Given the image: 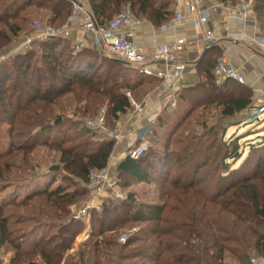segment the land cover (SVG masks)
I'll list each match as a JSON object with an SVG mask.
<instances>
[{
  "label": "trees",
  "instance_id": "16d2710c",
  "mask_svg": "<svg viewBox=\"0 0 264 264\" xmlns=\"http://www.w3.org/2000/svg\"><path fill=\"white\" fill-rule=\"evenodd\" d=\"M88 1L99 24H112L126 5L136 17L150 18L158 26L175 14L168 1ZM30 8L49 13L50 25H61L72 12L73 0H0V50L25 30L23 23L30 20L26 14ZM255 12L264 32V0H256ZM34 42H39L36 44L39 51L37 47L30 48L0 64V116L10 124L9 146L0 153V179L10 177L17 167L18 154L21 164L29 167V156L43 146L60 153V163L67 174L63 182L82 185L69 191L62 182L57 185L53 182L21 200L16 198L2 204L0 248L12 249V264H62L64 255L73 248L81 223L80 220L67 222L70 206L90 195V171L107 167L115 140L104 138L94 142L92 137L97 132L86 124L83 127L86 132L83 128L75 133L64 130L65 123L79 121L57 114L55 108L70 93L79 106L74 115L80 111L83 115L95 114L107 102L108 123L111 124V118L116 124L132 108L126 92L133 93L150 79L132 65L97 48L87 47L74 53L70 41L60 38H41ZM216 56L215 62L209 60L203 68L200 69L205 62L198 68L204 73L205 81L186 89L179 100L201 106L200 98L207 99L206 103L221 106L222 116L230 118L252 106L254 93L247 85L231 78L217 84L214 68L220 55ZM191 114L185 107L179 114L181 123L172 130L164 127L162 118L156 119L149 134L148 153L139 159L127 156L118 165L122 188L129 189L135 183H154L160 202H138L136 193L131 191L121 201L109 197L102 211H95L90 217L91 235L77 253L78 261L64 264H104L102 254L114 247L118 251L115 264H225L229 254L236 255L240 264H253L250 253L256 251L259 257H264V232L260 231L264 224V135L245 139L242 143L249 149V156L240 165L230 167L229 160L234 157L230 148L235 152L242 148L237 134L229 144L225 139L217 144L213 127H204L200 137L184 135L193 124H198L188 120ZM60 117L62 120L56 123ZM157 123L163 126L162 136L167 137L168 143L178 145L163 157L158 150L148 155L154 142L159 140ZM184 124L183 133L173 139L171 136ZM167 158L170 162L177 160L175 169L179 174H172V165L165 169ZM249 188L255 193L251 205L257 220L227 208L224 202L233 194L236 198L242 196ZM43 217L61 220L56 233L50 237H37V224ZM33 222L35 225L25 232L27 224ZM25 224L26 228L17 227ZM128 224L145 226L125 244H119L115 235Z\"/></svg>",
  "mask_w": 264,
  "mask_h": 264
},
{
  "label": "rangeland",
  "instance_id": "374dc122",
  "mask_svg": "<svg viewBox=\"0 0 264 264\" xmlns=\"http://www.w3.org/2000/svg\"><path fill=\"white\" fill-rule=\"evenodd\" d=\"M26 14L30 18V20L28 23H23L25 30L22 33H20L17 38H13L8 45H6L0 50V64L2 62L5 63L6 61H9L12 55L14 54L26 52L27 50H29L26 49L27 48L26 46H22L24 41H26L28 37L32 38L30 48L32 49L37 47L36 44L39 42L33 43V41L40 40L41 38H37V35H34L33 37L32 34H34L35 30L37 31L40 26L50 25L48 21L50 18V14L47 12L39 11L36 8H30L28 9ZM35 20H37V22H35V26H34L33 22ZM39 21H41L42 23ZM261 33L263 35L262 37L264 38V32L262 31ZM17 49H19V51ZM36 50L39 51V48L37 47ZM215 56H216L215 53L212 55L210 54L205 64L201 66L200 69L203 68L208 63L209 60H211L212 63L215 62ZM13 79H15V77ZM132 79L135 78L132 77ZM202 79L203 80L205 79L204 76ZM160 82L161 81L157 82L150 80L148 83L134 90L132 93L133 97L135 98V100H137L138 103H142V101L144 100L145 96H147V94H150L158 89V86H160L159 85ZM183 92L186 93L185 91H182L181 94ZM179 97L180 96H176L174 103L166 106V109L163 112V116H162V121L165 123L164 127L170 128L171 130L173 127L176 128L179 125V123H181L179 114L182 111H185V107H186L189 108L190 111L192 112L188 120L189 121L194 120L196 122L198 121V124L197 125L193 124L191 126L190 131L184 133V135H187L189 133L191 136L194 135L200 137L203 131H205L204 127H207L208 129L213 127L215 128L213 137L217 139V144L222 142V140L224 141V139L227 140L226 144H229L231 138L237 134L236 139H239L242 148L238 152H235L233 148H230V153H233L234 155V157L229 160L230 167L240 165L249 156L248 153L249 149L247 148V146L243 145L242 143L245 139L256 138L258 135H264V112H261L260 114H256V112L252 110V106L248 107L246 110L241 111L240 113L236 114L233 117L226 118L223 117L221 114L222 107L215 103L214 104L206 103L207 99L200 98L203 103V105L201 106H198L197 104L191 106V101L189 102L185 100L182 102L181 100H179ZM106 103L101 104L95 114L99 113L101 109H103L104 107H107L108 109V105ZM80 105L82 106V104ZM256 106H260V105H256ZM77 107L79 106H77L73 94L70 93L64 96L62 98V103L55 108V112L57 114H61L63 117L70 118L71 120L74 121H79V123H75V124H72L71 122L65 123L63 129L69 130V132L71 133H75L77 130H80L83 127H85L86 119H88V117L90 116L95 115V114L83 115L81 111L79 114L74 115L75 112H77L78 109ZM133 109L134 108L132 107L131 109H129L127 113L122 114L121 119L119 121H116V124H114V121L110 118L111 119V120L109 119L111 123L110 125L118 126L119 123L128 120V116L131 115L134 111ZM1 117L2 115L0 116V153L7 149L10 142L9 139L10 124ZM58 119H60L61 121L62 117ZM185 126L186 124H184L182 128H180L178 132H175L176 134L172 135L171 137H173V139H175L177 136L179 137L180 134L183 133ZM162 128L163 126L161 125L157 126V131L159 133L158 136L159 140L157 142H154V146L148 155L154 154L155 151L158 150L161 152L160 156L163 157L167 152L171 153V150L178 148V145L176 143L174 142L168 143L167 137L162 136ZM83 132H86L85 129L83 130ZM223 135H225V137ZM86 137H89V135H87ZM101 137L102 136H100V134L97 133L93 135L92 140L96 142L101 140L102 139ZM146 138L151 140V137L149 135ZM239 158L240 160L237 161V159ZM19 159H21L20 154H18V156L15 158L16 160L15 165L17 167L13 169L10 177H8L5 180L0 179V206L6 202L16 200V198L18 200H21L24 197H26L29 193L33 192L34 190L43 189L48 185H51L53 182L55 183V185L62 182L66 187L69 188V191H73L76 187L82 185L79 184L78 182H70V181L63 182L64 180L63 177L64 175L67 174L66 172H64L63 166L60 163V153L54 149H50L49 147H43V146L37 147L36 150L29 156V160H30L29 167H24V165L21 164ZM166 161L168 165L165 167V169L169 168V165H172V167H174V169L172 170V174L173 175L179 174V171L175 169V167L177 166V160L175 161L173 160L170 162V159L167 158ZM20 166L22 168L19 169L18 167ZM185 171L186 173L189 172L187 170ZM220 174L221 172L217 173L216 178H218ZM54 179H56V181H54ZM121 185L122 184L118 179L117 187H119L120 191H118L115 194H112L110 197H113L116 200L121 201L126 198L128 191H131L136 193L138 202H144V203L160 202V199H158V187L154 183H135L129 189H124L121 187ZM88 188H89V183H88ZM262 192L264 194V187L262 188ZM90 195L84 200H81L78 204H73L70 206V214L67 222H72L73 220H80L81 223L79 224L80 230L75 240V243L73 244V248L64 255L62 259L63 262L62 264L68 261L74 263L77 262L78 261L77 253L81 250L82 245L88 242L89 240V237L91 235L90 234L91 222L90 219L86 218L87 215L84 214H87L86 206L88 204ZM254 195L255 193L253 192V188H249L242 193V196L236 198V196H234L233 194L228 198L226 197L224 202L227 203L226 204L227 208L238 211L239 214L245 215L247 218H250V220H257L258 218L254 213V211L252 210V205H251V197ZM21 211H22L21 209L18 210L19 215H21ZM93 212L95 211H92L91 215L93 214ZM60 223L61 220H59L58 217L41 218L40 222L37 224L38 225L37 226L38 229L36 231L37 237H41V236L50 237L53 233H56L57 231L56 226H58ZM33 225H35V222H33L32 224H27V228H26V224L21 226L18 225L17 227L26 228L24 229V231L27 232L30 231ZM144 226L145 225H138V224H134L132 226L131 224H128L126 227L119 230V232L115 235V238L117 240L119 238L118 243L122 244L120 242V237L122 235L126 234L129 237L135 235ZM263 227L260 230L261 232H264ZM19 230L17 231V233H15V236L19 234ZM35 235H33L32 237H34ZM109 250L111 251L108 250L105 251V253H107L109 256L106 255L105 253L102 254L103 255L102 261L104 262V264H115L117 260L118 251L116 250V247H114V249L111 248ZM13 256H14V252L12 251V249L8 247L0 248V264H12L11 260ZM250 257H252L253 259L259 258L258 253L256 251L250 253ZM225 264H240V263L236 255L229 254L225 260Z\"/></svg>",
  "mask_w": 264,
  "mask_h": 264
},
{
  "label": "built area",
  "instance_id": "2783aa9c",
  "mask_svg": "<svg viewBox=\"0 0 264 264\" xmlns=\"http://www.w3.org/2000/svg\"><path fill=\"white\" fill-rule=\"evenodd\" d=\"M256 0H231L222 2L219 0H186L187 13L181 9L177 10L174 16L160 26V30L177 29L185 25L188 19H191L194 28L202 32L203 38L207 43L214 42L215 33L205 30L209 24L212 15L221 10V21L224 24L236 22L245 26L252 21L255 12ZM142 18L136 17L132 9L125 7L114 19L112 24H99L92 9L84 10L80 2L73 0V9L68 19L61 25H44L38 28L40 34L37 38H60L70 41L74 53L89 47V39L93 38L94 48L100 52L132 65L145 76H153L161 79L166 87L174 88L176 82H179L184 71L186 63L183 60L184 53L189 47V42L185 37H178L172 42L145 47L134 40V28L142 23ZM112 25H120L126 28L125 31L116 32ZM73 34L75 37L72 39ZM229 41L233 43H246L258 47L264 53V38L251 36L241 32H230L226 34ZM32 38L28 37L22 46L30 49ZM29 46V47H28ZM19 51V49H17ZM17 51V52H18ZM214 75L217 84H220L225 78H231L245 83L244 75L236 69L227 56L222 55L218 58L214 68ZM135 112L142 114L145 106L138 103L131 91L126 92ZM256 114L264 112V105L252 106ZM108 109L104 107L94 117L86 121V126L99 133L107 139L115 140V148L119 147L127 135V130L123 126H111L107 119ZM150 122L138 128L135 132L137 144H129L125 156L139 159L147 154L151 144L146 138L152 130ZM118 185V177L114 174L111 167L98 170L92 169L89 176L90 198L86 206V218L90 219L92 211H102L106 197L117 193L114 188ZM129 236L124 234L120 237V242L125 244ZM253 264H264V257L253 259Z\"/></svg>",
  "mask_w": 264,
  "mask_h": 264
},
{
  "label": "crops",
  "instance_id": "0c3cea01",
  "mask_svg": "<svg viewBox=\"0 0 264 264\" xmlns=\"http://www.w3.org/2000/svg\"><path fill=\"white\" fill-rule=\"evenodd\" d=\"M77 1L80 2L84 10L91 9L88 0ZM163 1L171 3V9L174 13L179 9L184 13L188 12L186 0H159L160 3ZM220 11L221 10L212 15L209 24L204 28L205 30H210L215 33V40L203 59H201V57L209 46V43L204 40L202 32L194 28L191 19H188L184 26L177 29H169L167 31L160 30V26L156 25L150 18H142V23L135 26L134 40L138 44L148 48L154 45L172 42L178 37H185L189 42V47L186 49L183 56V60L186 63V70L179 82H176L174 88H171V86L166 87L161 79L153 76H146L150 80L161 81L159 84L160 86H158L157 90L145 96L142 101L145 109L141 115L136 113L133 109L134 111L128 116V120L119 123L120 126H123L124 129L127 130V135L119 147L114 149L107 165V167H111L114 170L115 175H117L119 163L122 159L126 158L124 156L127 146L129 144H137L135 135L136 130L150 122L154 123L158 118H162L166 106L173 104L176 96H180L182 91L193 88L200 82L202 83L205 81V79H202L203 76L205 78V75H203L204 73L202 74L198 71V68L202 63L206 62L210 54L212 55L215 53V55L227 56L232 65L244 75L245 84L252 89L254 93L252 106L264 105V53L256 46L242 42L233 43L226 37L227 33L241 31L251 36H263L258 22V16L255 14L254 17H252V21L245 26L239 25L234 21L229 24H224L220 19ZM111 28L116 32L126 30L125 27L120 25H112ZM39 34V30H35L32 36H39ZM74 37L75 34H73L72 39ZM88 45L94 48L95 42L93 38L89 39ZM101 138L104 139L103 136ZM148 141L151 144V140L148 139ZM114 190L116 192L120 191L117 186ZM108 198L109 197H106L105 201Z\"/></svg>",
  "mask_w": 264,
  "mask_h": 264
},
{
  "label": "water",
  "instance_id": "95a60500",
  "mask_svg": "<svg viewBox=\"0 0 264 264\" xmlns=\"http://www.w3.org/2000/svg\"><path fill=\"white\" fill-rule=\"evenodd\" d=\"M212 45H213V42H210V43H209V46H208L207 49L205 50V52H204V54L202 55L201 59H203V57H204L205 54L208 52V50L212 47ZM59 121H60V119H58V120L56 121V123H58ZM55 168H58V167H55Z\"/></svg>",
  "mask_w": 264,
  "mask_h": 264
}]
</instances>
